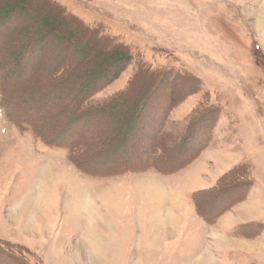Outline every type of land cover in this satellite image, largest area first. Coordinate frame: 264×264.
Masks as SVG:
<instances>
[{
    "label": "rangeland",
    "instance_id": "obj_1",
    "mask_svg": "<svg viewBox=\"0 0 264 264\" xmlns=\"http://www.w3.org/2000/svg\"><path fill=\"white\" fill-rule=\"evenodd\" d=\"M0 1L1 6L16 4ZM48 1L87 27L99 25L101 34L125 45L132 55L131 63L94 93L88 106L107 102L131 86V79L134 92L144 83L135 76L137 67L153 74L148 84L156 85L165 69L178 70L179 78L151 94L128 150V164L118 172L107 168L123 162L117 154L111 160L94 155L110 124L101 114L93 115L75 148L69 144L76 141L82 121L73 123L74 130L59 142L66 144L49 147L35 137L33 126H18L6 117L0 104V264H94L86 254L87 233L108 247L99 264H264V215L238 221L229 230L218 225L224 213L248 197L246 187H231L245 180L234 182L233 175L208 192H200L207 187L187 192L179 184V175L206 153L220 154L225 163L242 161L254 173L252 186L257 184L255 194L264 212V0H23L30 13L11 10L0 27V59L5 69L14 65L16 70L8 77L23 76L7 91L9 105L16 119L33 120L39 131L53 134L60 128L53 115L69 100V85L77 79L65 81L68 88L55 84L54 98L34 96L39 84L50 86L54 65L71 60L67 42L56 40L49 28L71 29L74 24L56 19L39 29L31 24H42L39 16L47 11L55 14ZM25 35L31 40L21 47ZM73 38L82 45L91 41L80 31ZM95 50L104 58L105 44H96ZM92 57L84 51L79 62L84 73ZM29 67L39 74L37 82L30 81ZM171 98L176 103L170 104ZM72 108L68 104L66 113ZM94 128L98 137H93ZM183 135L189 137L182 142ZM158 136L161 149L153 143ZM155 148L163 152L161 158L150 155V150L159 152ZM219 165L216 161L210 168ZM154 184L155 189L150 187ZM70 185L76 194L68 205ZM24 198L32 201L29 225H24ZM232 198L234 204L213 221L204 219L203 214ZM255 211L245 206V213ZM113 225H136L135 235L116 241L107 236ZM11 252H19L20 259Z\"/></svg>",
    "mask_w": 264,
    "mask_h": 264
},
{
    "label": "trees",
    "instance_id": "obj_2",
    "mask_svg": "<svg viewBox=\"0 0 264 264\" xmlns=\"http://www.w3.org/2000/svg\"><path fill=\"white\" fill-rule=\"evenodd\" d=\"M23 0H14L13 5H5L1 6L0 4V27L5 23V21L8 19L9 15H6L11 10H16L19 8L20 10H23L24 12L30 13V8H26L24 4L22 3ZM1 3V1H0ZM47 7H50L51 9H55V16L51 14L49 11L45 12L43 16H39V23L32 22L36 28H42L43 26H50L51 21L53 20H60L62 22H68L74 24L73 28L71 29H65L63 27H53L49 28V33L52 36H55L56 40H65L67 42L68 51L71 49V60H66L65 62H59L56 65H54V69L52 70V76H51V83H49L50 86H48L46 89L44 88L43 84H39L37 89L38 93L34 96H44L50 94L51 97L54 98L55 94V84H58V86H64L65 88H68L66 85H63L65 81L69 80H75L74 83L69 85V91H70V98L67 102L64 104L58 106V109L53 115V118L55 119L56 126H60L59 129L56 130L55 133L52 134V132H41L39 131V123L37 124L33 120L26 118H17L13 115L12 108L9 105L8 98L10 95L7 94V91L12 90V88L19 82V78H23L22 75H19L18 73V79L17 78H9L8 74L15 73L16 70L13 65V67H8V70L4 67L6 66L5 60L2 61L0 59V104L1 106H4L5 115L8 117L12 122L17 124L18 126H21V123L23 124H29L30 126H33L32 132L34 133L35 137L42 140L47 146L49 147H60L61 145H64L66 143H59L62 142V139H65L66 133H68L71 130H74L75 127L73 126V123H76L78 121L83 122V128L78 130V134L76 133L77 137L75 138L76 141H71L69 144L70 149L75 148V144L82 139L83 133L87 129L90 128V123L93 121V115H99L101 114L104 116V118L108 121H110V124L108 123V127L104 128L105 137L103 138V144L101 145V148L94 152V155H102L107 156L109 160L112 159V155H118L121 159H123L121 163L119 164H113L111 166H107L108 171L111 168V172L119 170V168L125 166L128 164V158L130 156L129 149L132 147L133 138L135 133L138 130L139 126V119L143 116L144 112H146L147 106L149 103V99L151 97V94H156L157 88L160 86V84H163L164 82H167V80H176L179 78V71L173 70V69H165L163 72L159 74L158 80L156 82V85L148 84L150 81L153 80V74L143 69V67H137V72L135 73V76H138V78L144 83H142L139 87H137L134 92L131 91V87L133 85L132 79L129 83L130 85H126L123 88L120 89V92L113 96L111 99H109L107 102H104L102 104H98L96 106H88L89 99L93 96L94 93L98 92L100 89H102L104 86H106L108 83H110L113 79H115L123 69L131 63L132 55L128 51L127 47L125 45H122V43H114V39L112 37H109L107 35L101 34L102 29H100V26L97 25L96 27H87L83 23H80L78 19H76L74 16L69 15L65 13V11L57 6L56 4H53L52 2L48 1L46 2ZM53 15V16H52ZM4 22V23H3ZM2 24V25H1ZM75 31L83 32L91 41L87 45L79 44L75 39L73 38V33ZM25 39L21 42L23 46H27L28 42H30L31 38L29 36H24ZM53 40V39H52ZM51 41V40H50ZM49 41V42H50ZM103 43L105 44V50L104 58H99V51L95 50V45ZM74 44L77 45L76 49L74 48ZM89 51L91 54H93L92 60L89 64H86L85 73L80 69L79 62L82 58V55L84 51ZM109 50V51H108ZM95 52V54H94ZM18 67H21L22 69L25 68L24 64H21V62H18V60H14ZM69 61V62H68ZM71 61V62H70ZM19 63V65H18ZM5 65V66H4ZM20 68V69H21ZM27 68V67H26ZM42 68V67H41ZM18 69V68H17ZM19 69V72H20ZM8 71V72H7ZM29 73H30V81L37 82L39 79V74H36L31 67H29ZM35 73V74H34ZM137 74V75H136ZM137 78V77H136ZM147 85H144L146 84ZM139 88V89H138ZM54 90V91H53ZM135 92L137 94H135ZM56 97V96H55ZM170 104L176 103V101L171 98ZM71 105V110L66 113V107L67 105ZM51 107V106H49ZM41 114L47 115V110H40ZM40 114V115H41ZM19 120V121H17ZM25 122V123H24ZM89 123V124H88ZM114 123L116 127L114 126ZM36 125V127H35ZM80 125V124H78ZM87 126V127H86ZM86 127V128H85ZM114 128H117V132L114 133ZM118 128L119 132H118ZM77 130V129H75ZM94 131L93 137H98L99 130H96L95 128L92 130ZM79 132L82 133L79 135ZM110 132V133H109ZM162 137H169L170 135L161 134ZM160 136L153 142L154 145H156L157 148L161 147L159 146L160 142ZM189 136L183 135L181 136V141L186 140ZM172 138V137H170ZM94 139V138H93ZM93 142V141H92ZM181 144V143H180ZM153 145V147H155ZM155 148V150L157 149ZM88 150V148H87ZM158 150V149H157ZM109 151V152H108ZM151 151L150 155L153 154L154 156L161 158L163 152L161 150ZM108 153V154H106ZM71 154H69L70 156ZM153 161H156L155 159ZM247 162V161H246ZM78 164V162H76ZM100 164L99 162H97ZM244 162H238L234 164L228 171L222 173L219 178L216 180V182L207 189H202L200 192L204 191H215V189L218 188V184L225 178H231L233 175H236L237 177L234 178V182H240V180H245L243 184L235 185L231 184V187H235V189H242L246 187V189L249 190L251 188L252 183L254 182V173L253 171H250V167L246 168L243 166ZM188 164V163H187ZM79 170L88 174L90 171L86 169L85 166H78ZM102 168V167H101ZM244 169L243 172H241V169ZM236 180V181H235ZM233 198L228 199L225 203L220 205V208L209 212V215L203 214L205 216L204 219H207L206 221L211 222L214 220L216 216H218V213L220 214L222 211H224L226 208L232 206ZM258 223V222H255ZM260 224V223H259ZM13 253V252H11ZM15 254V253H13ZM20 259L19 252L15 254ZM18 260V259H17Z\"/></svg>",
    "mask_w": 264,
    "mask_h": 264
},
{
    "label": "crops",
    "instance_id": "obj_3",
    "mask_svg": "<svg viewBox=\"0 0 264 264\" xmlns=\"http://www.w3.org/2000/svg\"><path fill=\"white\" fill-rule=\"evenodd\" d=\"M222 156L217 153H206L205 155H202L195 163L186 171L184 174L182 173L179 175L181 178L179 180L180 186H183V189L185 188V191H192L196 188H208L212 186L216 180L219 178V176L222 174L224 170L231 167L234 164V161L225 163L222 160ZM236 160V159H235ZM218 161L221 165H219L218 168H210V165L213 162ZM206 163L208 165V172L205 173ZM213 169V170H212ZM203 172V173H201ZM183 180V181H182ZM186 181V182H184ZM257 184L255 183L253 186H251V189H249V193L247 194L248 197L242 201L241 203L237 204L232 210H230L227 213H224L222 217L219 219L218 225L223 227V229H231L233 226L237 225L236 222H242L245 219H250L249 221L253 220H259L263 218L264 212L261 211L259 205V201L256 198L255 190L257 189ZM184 191L180 192V195L183 194ZM185 193V192H184ZM257 193V192H256ZM183 197V196H181ZM245 206H250L253 209H255V212L251 213H245L244 209ZM190 208V207H189ZM261 213V214H260ZM232 216H234L232 218ZM259 222V221H258ZM113 225V229L107 236L113 237L114 240L118 241L123 237H130L132 235H135L134 230H136V225H127L129 227L126 228V225ZM157 227V225H155ZM125 229H127L125 231ZM131 231V234L130 232ZM129 232V235H128ZM123 239V238H122Z\"/></svg>",
    "mask_w": 264,
    "mask_h": 264
},
{
    "label": "bare ground",
    "instance_id": "obj_4",
    "mask_svg": "<svg viewBox=\"0 0 264 264\" xmlns=\"http://www.w3.org/2000/svg\"><path fill=\"white\" fill-rule=\"evenodd\" d=\"M156 186H157V184H154V185H151L150 187L155 189ZM70 187H71V189L70 188L69 189L71 190L72 193H70L69 199L67 201L68 205L72 204V202H73V200L70 197H73V196L75 197V194H76L75 186H73V185L71 186L70 185ZM159 193H160V191H159ZM31 202L32 201L30 200V198L29 199L28 198H24L23 202L21 203V206H22L21 208H23V210L25 212V217H26L24 225H29L30 224L28 221H29L30 211H31V208H32V205H31L32 203ZM101 217H100V219H101L100 221L102 222V224L100 223V225H104L103 224L104 218H101ZM86 236H87V238H85L86 239L85 241H87V243H85V247L87 248V252H86L87 258L92 260V261H94L93 262L94 264H99V263L103 262L108 247L105 246L104 243H102V241L100 242L97 239L94 240L95 238L92 239V234L87 233ZM90 247H92V250H91ZM99 247H100V249H99ZM102 248L104 250H102Z\"/></svg>",
    "mask_w": 264,
    "mask_h": 264
}]
</instances>
